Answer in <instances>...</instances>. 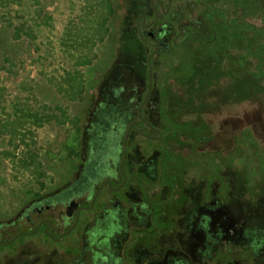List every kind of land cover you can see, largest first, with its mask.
<instances>
[{"label": "rangeland", "instance_id": "rangeland-1", "mask_svg": "<svg viewBox=\"0 0 264 264\" xmlns=\"http://www.w3.org/2000/svg\"><path fill=\"white\" fill-rule=\"evenodd\" d=\"M148 5L149 0H0V224L12 233L32 197L77 174L92 111L106 88L135 78L144 95L147 53L131 28ZM174 6L179 19L171 25V48L155 60L153 73L166 84L183 79L178 93L186 103L176 112L166 102L156 108L176 113L174 130L185 135L228 132L213 161L229 165L223 167L233 179L229 194L262 198L264 0H175ZM170 91L152 93L166 98ZM236 135L238 140L231 138ZM184 142L175 147L182 150ZM211 174L222 182L225 197L224 178L213 165L207 180ZM12 247L0 246V256Z\"/></svg>", "mask_w": 264, "mask_h": 264}, {"label": "flooded vegetation", "instance_id": "flooded-vegetation-1", "mask_svg": "<svg viewBox=\"0 0 264 264\" xmlns=\"http://www.w3.org/2000/svg\"><path fill=\"white\" fill-rule=\"evenodd\" d=\"M174 3L149 0L131 28L147 53L144 95L131 78L119 99L98 101L75 177L32 197L16 232L0 224V246L14 245L2 252V264H264V197L229 194L233 179L223 174L229 165L213 161L228 132L175 131L185 83L166 84L153 73L171 48V25L179 19ZM154 85L170 94L160 98ZM164 102L173 106L171 115L156 108ZM212 165L224 178L225 197L222 182L205 177Z\"/></svg>", "mask_w": 264, "mask_h": 264}, {"label": "trees", "instance_id": "trees-1", "mask_svg": "<svg viewBox=\"0 0 264 264\" xmlns=\"http://www.w3.org/2000/svg\"><path fill=\"white\" fill-rule=\"evenodd\" d=\"M201 44H203V43H201ZM202 47H203V45L199 46L198 52H201ZM114 87H116V88L114 89L113 92L110 90H109V92H107L108 90L107 91L105 90V92L102 94L101 101L107 100L108 98H112L113 100L119 99L121 92H120L118 84L116 83V86H114Z\"/></svg>", "mask_w": 264, "mask_h": 264}, {"label": "water", "instance_id": "water-1", "mask_svg": "<svg viewBox=\"0 0 264 264\" xmlns=\"http://www.w3.org/2000/svg\"><path fill=\"white\" fill-rule=\"evenodd\" d=\"M148 62H149V58H148ZM151 78H152V68H151V66H149V85H150V87H151V83H152Z\"/></svg>", "mask_w": 264, "mask_h": 264}]
</instances>
